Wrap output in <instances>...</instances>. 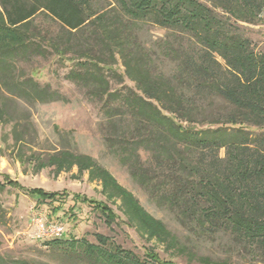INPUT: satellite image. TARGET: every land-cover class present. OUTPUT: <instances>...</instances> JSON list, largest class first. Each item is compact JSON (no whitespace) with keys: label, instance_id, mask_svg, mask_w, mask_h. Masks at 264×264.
<instances>
[{"label":"trees","instance_id":"16d2710c","mask_svg":"<svg viewBox=\"0 0 264 264\" xmlns=\"http://www.w3.org/2000/svg\"><path fill=\"white\" fill-rule=\"evenodd\" d=\"M263 13L264 0H0V125L10 127L2 151L13 142L25 170L86 172L106 199L119 201L126 223L170 257L207 264L195 249L220 233L264 247V50L246 31ZM146 25L164 33L144 38ZM37 57L71 63L63 78L98 107L106 151L182 235L92 156L35 150L27 107L68 101L23 67ZM29 193L40 201L66 195ZM78 201L116 219L104 201ZM83 251L94 263L143 264L94 243ZM149 258L171 264L153 249Z\"/></svg>","mask_w":264,"mask_h":264},{"label":"rangeland","instance_id":"374dc122","mask_svg":"<svg viewBox=\"0 0 264 264\" xmlns=\"http://www.w3.org/2000/svg\"><path fill=\"white\" fill-rule=\"evenodd\" d=\"M246 31L255 47L264 50V13L257 23L246 25ZM163 33L161 28L146 25L144 38L149 39ZM70 65V62L62 65L54 57L47 60L37 57L23 64L41 83L49 82L68 98L67 102L54 101L27 107L34 126L31 136L37 144L35 150L45 155L54 148L62 147L92 156L111 172L119 184L131 191L149 213L162 219L169 229L182 235L179 227L147 200L125 168L106 151L99 134L101 114L98 107L87 101L80 89L63 78V73ZM119 70L122 71V67ZM125 82L133 85L127 78ZM9 129L7 125H0V137L3 132L8 134ZM25 137L30 138L29 135ZM9 142L11 143L10 137ZM16 148L12 142L5 155L0 140V257L27 264H99L92 262L83 253L85 246L94 243L124 256L126 260L133 255L143 264H155L149 258L151 249L171 264H206L186 256L170 257L164 253L161 245L141 238L126 223L119 201L106 199L99 182L88 180L86 172H81L76 167L58 174L49 167L25 170L15 159ZM219 152L224 155V149ZM8 178L20 187L8 185ZM30 189L59 194L65 191L66 195H60L58 201H40L37 196L29 193ZM76 195L106 202L116 213V219L106 222L99 209L82 201L75 202ZM56 206L61 209L53 214ZM37 219L45 226L57 224L62 227V239L51 241L54 237L39 236L36 230ZM98 236L106 238V243L99 241ZM263 248L261 244L237 241L230 233H220L198 245L195 250L197 256L208 258L207 264H264Z\"/></svg>","mask_w":264,"mask_h":264},{"label":"built area","instance_id":"2783aa9c","mask_svg":"<svg viewBox=\"0 0 264 264\" xmlns=\"http://www.w3.org/2000/svg\"><path fill=\"white\" fill-rule=\"evenodd\" d=\"M36 225H37L36 230L38 231L39 236L45 235V236H50L54 238H61V236L63 235L62 227H60L57 224H49L45 226L43 222H41L40 219H37Z\"/></svg>","mask_w":264,"mask_h":264}]
</instances>
